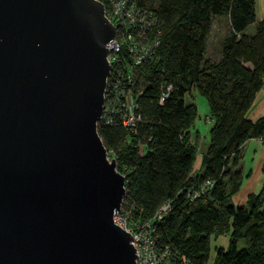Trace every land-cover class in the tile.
<instances>
[{"label": "water", "instance_id": "obj_1", "mask_svg": "<svg viewBox=\"0 0 264 264\" xmlns=\"http://www.w3.org/2000/svg\"><path fill=\"white\" fill-rule=\"evenodd\" d=\"M114 32L97 0H0V264H135L97 132Z\"/></svg>", "mask_w": 264, "mask_h": 264}, {"label": "trees", "instance_id": "obj_2", "mask_svg": "<svg viewBox=\"0 0 264 264\" xmlns=\"http://www.w3.org/2000/svg\"><path fill=\"white\" fill-rule=\"evenodd\" d=\"M137 3L154 13L160 28L154 54L133 71L140 119L134 130L126 128L119 106H112L115 111L97 123L107 154L124 176L123 201L147 218L170 201L168 212L153 223L159 249L170 247L193 264H208L212 236L225 234L226 246L216 247L211 264H264V186L244 205L230 202L242 179L237 168L241 145L252 137L264 139V117H246L264 77V15L256 20L255 0ZM214 17L227 19V31L218 58L210 60L206 37ZM167 84L168 95L160 100ZM194 90L205 98L211 122L198 172H193L196 133L190 131L197 115ZM205 181L210 186L190 199L188 189Z\"/></svg>", "mask_w": 264, "mask_h": 264}, {"label": "built area", "instance_id": "obj_3", "mask_svg": "<svg viewBox=\"0 0 264 264\" xmlns=\"http://www.w3.org/2000/svg\"><path fill=\"white\" fill-rule=\"evenodd\" d=\"M97 1L102 3L104 16L114 27V37L106 45L108 50L106 58L111 68L116 66L110 88H106L108 78L105 81L103 110L100 119L102 117L107 119V112L115 111H111V107L119 106L122 125L134 130L140 117L135 112L137 106L133 95V71L135 66L145 63L154 54L159 42L160 28L156 27L158 21L154 13L145 5H138L137 0ZM122 51L127 58L122 54ZM170 88L169 84L164 87L160 94V100L168 95ZM200 184L207 186L201 188ZM209 186V181L199 183L196 187L188 189V196L190 199H195ZM169 209L170 201H165L159 205L151 217H142L140 209H137V214H134V210H136L134 204L124 202L122 199L116 213L113 212V223L127 231L132 237L131 244L135 250V264H193L175 249L170 247L159 249L156 245L153 223L158 222Z\"/></svg>", "mask_w": 264, "mask_h": 264}, {"label": "crops", "instance_id": "obj_4", "mask_svg": "<svg viewBox=\"0 0 264 264\" xmlns=\"http://www.w3.org/2000/svg\"><path fill=\"white\" fill-rule=\"evenodd\" d=\"M255 14L256 20H260L263 17L264 0H255ZM246 117L251 121L264 117V77L261 88L256 93L252 105L246 112ZM197 155L193 164V172H198L202 169L201 153ZM237 168L241 171L242 179L239 189L230 198V202L236 206L244 205L250 194L258 193L264 186V139L252 137L241 145ZM222 238L227 243V237L224 236ZM226 243L219 242L217 247H225Z\"/></svg>", "mask_w": 264, "mask_h": 264}, {"label": "rangeland", "instance_id": "obj_5", "mask_svg": "<svg viewBox=\"0 0 264 264\" xmlns=\"http://www.w3.org/2000/svg\"><path fill=\"white\" fill-rule=\"evenodd\" d=\"M102 4V3H101ZM103 6V5H102ZM104 9V8H103ZM227 31V19L225 17H214L212 21V26L210 29V32L207 34L206 37V57H208L210 60H215L218 58L219 55V47H220V42L222 40V37ZM247 32L249 34H252L254 32V26H249L247 28ZM192 98L193 102L196 105L197 108V115L194 120L193 126L190 128V131L192 133V136L195 135L196 139V145H197V151L199 153H203L208 144V139H209V128L211 127V122L210 119L208 118V105L205 100V98L197 93L195 90L192 92ZM189 97H186V101H189ZM261 139V138H260ZM198 156V155H197ZM108 160L114 159L112 155H108L107 157ZM123 175V174H122ZM208 185V183H206ZM206 185V186H207ZM204 184H200V187L202 188ZM204 186V188L206 187ZM205 192V191H204ZM203 192V193H204ZM202 193V194H203ZM216 236H212L211 238V244H210V256H209V261L208 264H211L215 249L218 246L219 242L226 243L225 240H223L222 237H226L225 234H220ZM135 254V252H134Z\"/></svg>", "mask_w": 264, "mask_h": 264}]
</instances>
